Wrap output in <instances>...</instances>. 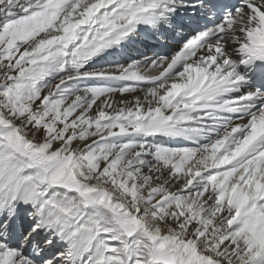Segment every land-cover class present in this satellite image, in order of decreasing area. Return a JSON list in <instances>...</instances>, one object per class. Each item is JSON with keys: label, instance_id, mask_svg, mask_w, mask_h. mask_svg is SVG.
Segmentation results:
<instances>
[{"label": "snow or ice", "instance_id": "obj_1", "mask_svg": "<svg viewBox=\"0 0 264 264\" xmlns=\"http://www.w3.org/2000/svg\"><path fill=\"white\" fill-rule=\"evenodd\" d=\"M0 264H264V0H0Z\"/></svg>", "mask_w": 264, "mask_h": 264}]
</instances>
